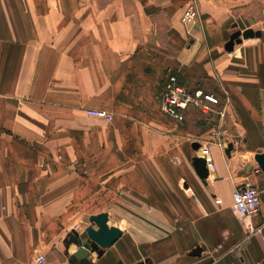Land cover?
I'll use <instances>...</instances> for the list:
<instances>
[{
  "label": "crops",
  "instance_id": "0c3cea01",
  "mask_svg": "<svg viewBox=\"0 0 264 264\" xmlns=\"http://www.w3.org/2000/svg\"><path fill=\"white\" fill-rule=\"evenodd\" d=\"M251 27L262 35L226 49ZM171 75L226 117L165 113ZM194 142L211 143L207 178ZM261 152L264 0H0V264H71L73 229L101 212L123 235L90 264H264ZM247 180L254 215L233 199Z\"/></svg>",
  "mask_w": 264,
  "mask_h": 264
},
{
  "label": "built area",
  "instance_id": "2783aa9c",
  "mask_svg": "<svg viewBox=\"0 0 264 264\" xmlns=\"http://www.w3.org/2000/svg\"><path fill=\"white\" fill-rule=\"evenodd\" d=\"M199 18V9L195 3H190L183 12L182 20L188 26L189 33ZM193 106L200 109L206 115H217L224 119L227 115L225 106H222L220 97L213 92L206 91L203 88L191 89L181 85L176 75H171L166 84V89L162 95V107L165 113L172 116H179L182 111ZM89 115L103 117L107 120L113 119V114L101 109H87ZM216 134L219 131L216 130ZM201 156L207 161L210 171L216 168L212 157L211 143L205 142L200 147ZM185 191L193 193L191 187H186ZM260 187L247 180L237 186L233 192L234 203L244 214L254 215L260 209ZM217 204L222 203V198H216ZM76 228V227H75ZM45 255L38 256V262L44 263Z\"/></svg>",
  "mask_w": 264,
  "mask_h": 264
},
{
  "label": "water",
  "instance_id": "95a60500",
  "mask_svg": "<svg viewBox=\"0 0 264 264\" xmlns=\"http://www.w3.org/2000/svg\"><path fill=\"white\" fill-rule=\"evenodd\" d=\"M237 24H235L236 26ZM262 31L260 29L248 28L242 31L241 29L235 30L230 40L226 43L225 47L228 51H232L235 46L236 40L243 36L244 38L250 37H260ZM193 146L199 148L201 146L200 142H194ZM233 144L229 143L226 148V153L231 154ZM256 160L258 161L260 167L264 171V152L256 154ZM194 166L197 173L202 178H207L210 175V169L207 166V161L202 156L194 157ZM91 225L87 226L82 232L77 229H73L71 236L79 244V248L72 255L71 264H90L91 260L89 258V252L93 250L97 245L101 247H109L113 245L122 235L123 230L116 226L110 224V217L107 212H101L98 214L91 215L90 217ZM201 251V247H197L196 253Z\"/></svg>",
  "mask_w": 264,
  "mask_h": 264
},
{
  "label": "trees",
  "instance_id": "16d2710c",
  "mask_svg": "<svg viewBox=\"0 0 264 264\" xmlns=\"http://www.w3.org/2000/svg\"><path fill=\"white\" fill-rule=\"evenodd\" d=\"M181 83V82H180Z\"/></svg>",
  "mask_w": 264,
  "mask_h": 264
}]
</instances>
